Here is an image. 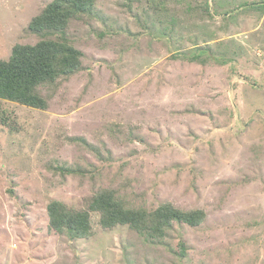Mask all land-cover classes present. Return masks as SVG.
Wrapping results in <instances>:
<instances>
[{"label": "rangeland", "instance_id": "obj_1", "mask_svg": "<svg viewBox=\"0 0 264 264\" xmlns=\"http://www.w3.org/2000/svg\"><path fill=\"white\" fill-rule=\"evenodd\" d=\"M50 1L0 0V60L57 36L28 28ZM65 35L82 66L39 86L46 109L0 99V264H264V0H95ZM104 188L207 216L161 239L97 212L88 238L49 229L52 200Z\"/></svg>", "mask_w": 264, "mask_h": 264}, {"label": "trees", "instance_id": "obj_2", "mask_svg": "<svg viewBox=\"0 0 264 264\" xmlns=\"http://www.w3.org/2000/svg\"><path fill=\"white\" fill-rule=\"evenodd\" d=\"M94 3L95 0H51L31 19L28 28L32 32L57 36L42 38L35 44L17 43L10 57L0 60V99L40 109L48 107V99L38 88L81 68L83 52L70 42L65 31L73 18L90 13ZM2 123L9 125L6 119ZM60 168L64 174L79 172L71 167ZM92 212L99 213V223L104 229L127 225L149 239L164 238L175 224L199 226L207 216L204 209L185 210L172 202H163L154 209L132 207L118 197L115 189L104 188L91 197L86 209L52 200L47 205L49 229L70 239L88 238L93 231ZM179 248L185 256L184 240H180Z\"/></svg>", "mask_w": 264, "mask_h": 264}]
</instances>
